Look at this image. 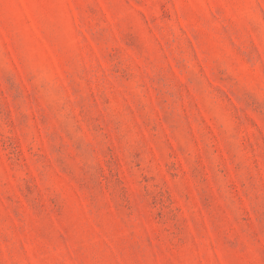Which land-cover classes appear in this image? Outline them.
<instances>
[{"label":"rangeland","instance_id":"rangeland-1","mask_svg":"<svg viewBox=\"0 0 264 264\" xmlns=\"http://www.w3.org/2000/svg\"><path fill=\"white\" fill-rule=\"evenodd\" d=\"M0 264H264V0H0Z\"/></svg>","mask_w":264,"mask_h":264}]
</instances>
